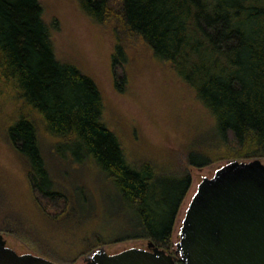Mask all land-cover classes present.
Segmentation results:
<instances>
[{
	"label": "trees",
	"instance_id": "1",
	"mask_svg": "<svg viewBox=\"0 0 264 264\" xmlns=\"http://www.w3.org/2000/svg\"><path fill=\"white\" fill-rule=\"evenodd\" d=\"M75 1L86 16L98 23L116 22L167 63L213 116L216 140L235 158L264 156V0ZM49 30L40 0H0V95L15 94L44 122L60 141V156L78 163L89 160L111 181L119 203L110 202L104 215L106 221L117 219L121 234L110 241L145 240L173 251L171 239L190 174H158L148 163L133 167L125 160L117 137L101 121L102 98L95 83L56 59ZM122 60L116 45L112 62ZM228 134L236 147L228 146ZM7 135L27 161L33 190L46 198H64L66 209L71 199V218H82L78 208L85 206L84 197L74 200L56 187L34 121L20 116ZM195 159L190 152L187 164L201 168L210 163ZM85 210L87 215L92 211ZM96 241L106 244L99 236ZM176 264L182 263L176 259Z\"/></svg>",
	"mask_w": 264,
	"mask_h": 264
},
{
	"label": "rangeland",
	"instance_id": "2",
	"mask_svg": "<svg viewBox=\"0 0 264 264\" xmlns=\"http://www.w3.org/2000/svg\"><path fill=\"white\" fill-rule=\"evenodd\" d=\"M40 3L56 59L74 66L95 83L102 98L101 121L117 137L125 160L133 167L148 163L158 174H190L191 186L171 239L174 249L185 209L202 178L211 177L217 166L231 160L258 159L264 164V156L244 160L227 151L216 140V121L192 90L167 63L155 59L141 40L121 31L116 22L98 23L82 12L75 0ZM116 45L123 60L113 63ZM17 99L9 92L0 95V231L7 245L18 254L31 253L59 264H80L96 248L108 254L146 248L145 240L110 241L121 234L117 219L106 221L104 215L112 206L110 202L119 203L111 181L89 160L78 163L67 154L60 156L56 150L60 141ZM20 116L34 121L39 149L56 187L74 200L84 197L85 206L78 208L84 212L82 218H71V199L66 209L64 198L43 197L30 186L27 161L7 135ZM226 142L236 147L230 134ZM190 152L196 153L195 161L207 159L210 163L201 168L188 165ZM85 209L92 211L87 215ZM94 236L106 244L93 242ZM167 253L172 254V250Z\"/></svg>",
	"mask_w": 264,
	"mask_h": 264
},
{
	"label": "water",
	"instance_id": "3",
	"mask_svg": "<svg viewBox=\"0 0 264 264\" xmlns=\"http://www.w3.org/2000/svg\"><path fill=\"white\" fill-rule=\"evenodd\" d=\"M172 254L147 242L108 254L90 252L80 264H264V164L231 160L197 185ZM0 264H59L18 254L0 233Z\"/></svg>",
	"mask_w": 264,
	"mask_h": 264
}]
</instances>
